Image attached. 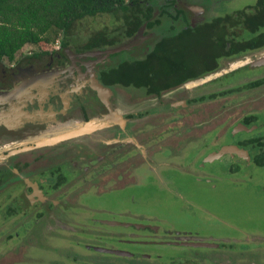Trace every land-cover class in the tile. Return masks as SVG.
Here are the masks:
<instances>
[{
	"label": "flooded vegetation",
	"instance_id": "1",
	"mask_svg": "<svg viewBox=\"0 0 264 264\" xmlns=\"http://www.w3.org/2000/svg\"><path fill=\"white\" fill-rule=\"evenodd\" d=\"M172 8L177 9L174 4ZM196 13L198 12L195 11L194 14ZM156 14L157 11L154 10L152 17ZM184 19L187 20L185 15ZM114 23L116 27L94 32L86 38L70 35L68 30L61 31V37L56 42L53 41V49L46 53L36 51L17 55L11 61H6L10 63L9 67L1 66L0 61V148L4 149L1 154L3 160L0 161V190L3 192L5 187H1L6 185V190H13L15 193L9 199L11 207L8 208L9 204L5 206V214L19 216L30 223L29 227L42 221L46 214H52L53 223L61 229L53 228L61 230L63 238L73 240L75 245H81L87 250L93 249L98 254L110 256L118 255L112 254L113 251L127 254L118 250H124L123 243L118 245L113 241L122 237H113L103 232L99 235L90 234L79 227V214L87 209L80 203L83 196L97 200L101 193L120 190L129 184L134 187L139 183L136 176L138 168L145 167L155 172L156 158L166 164L168 154L173 156L176 153L170 148V145L176 144V140L169 143L167 139L175 137L181 127H186L184 119L191 120L180 117L178 110L185 112L196 103L211 101L217 96L264 87V83L242 90L241 86L217 95L196 98L182 95V91L186 90V83L191 80L165 88L157 95L147 93V88L151 90L149 86L124 87L113 84V69H118L124 62L143 58L156 43L153 33L144 31V24L134 34L125 36L124 28L119 23ZM187 23L190 27L198 25ZM157 30L158 28L152 31ZM108 40L114 42L109 43ZM262 51L264 47L243 54ZM222 59L217 60L214 70L200 78L215 72ZM263 79L264 77L249 83ZM159 83L165 85L166 81H157L156 87ZM179 94L180 99L164 101V98L170 99L169 96ZM123 96L127 99V105L118 110L117 103ZM209 96L212 98H207ZM258 115L262 117L260 120L254 115H245L235 123L244 125L248 122L246 127H254L251 137L227 144H220L214 139L211 149L206 153L214 157L211 161H205L209 156L206 155L202 166L231 160L237 162L231 168H238L240 165L241 168L252 165L262 167L253 160L259 152L260 142L264 140V114ZM67 122L74 124L73 130L68 133H41L45 130L48 132L45 127L47 125L54 127ZM202 124L206 122H201ZM179 125L181 127L178 128ZM154 143H159V148L148 152L147 148ZM226 147L230 149V153L215 156ZM237 150L246 153L247 161L236 153ZM135 159L139 162L138 165ZM5 171L8 174L3 179L1 173ZM78 206L86 209L80 210ZM92 211L96 212L97 209ZM70 214L74 216L69 218ZM114 224L118 226L116 223L99 221V225L107 227ZM119 235H123V240L132 242H136L140 236L148 239L142 240L146 244L173 248L216 249L223 244L216 241V238L212 239L216 241L214 243L205 242L193 239L190 233L159 231L152 225L123 230L116 234ZM84 238L101 245L89 246L84 243ZM70 257L71 262H83L81 257ZM186 263L196 262L188 258L180 264ZM170 264L174 262L171 261Z\"/></svg>",
	"mask_w": 264,
	"mask_h": 264
},
{
	"label": "rangeland",
	"instance_id": "2",
	"mask_svg": "<svg viewBox=\"0 0 264 264\" xmlns=\"http://www.w3.org/2000/svg\"><path fill=\"white\" fill-rule=\"evenodd\" d=\"M172 1L193 26L233 10L252 6L256 0ZM114 27V17L103 14L73 22L68 33L86 38L94 32ZM60 37L61 31L57 30L53 41L56 42ZM54 42L26 44L15 56L48 51L53 49ZM263 58L264 51L222 59L215 72L186 83V93L182 91V95L196 98L217 95L263 78ZM2 65L9 67L10 63L3 60ZM169 97L164 98V101L180 99L181 95ZM119 100L117 109L122 110L127 105V99L123 96ZM177 114L191 120L184 119L186 127L179 125L181 129L177 130L176 136L167 139L169 143L176 140L174 146L170 145L176 153L173 156L168 154L166 164L156 158L158 165L155 162V172L145 167L136 170L138 185L132 187L129 184L120 190L101 193L97 200L83 196V202L80 203L87 209L78 206L80 210L86 209L78 213L81 216L77 219L79 227L90 234L99 235L103 232L113 237H122L113 241L118 245L123 243L124 250H118L127 252V255H102L93 249L87 250L81 245H75L73 240L62 237L61 230H54L53 227H61L53 223L52 214L49 216V213L31 227L29 222L19 216L6 215L5 206L9 204L8 208L11 207L9 199L15 193L6 190L4 185L1 189L5 187V191L0 190V264H170L171 261L180 264L188 258L196 262L193 264H264V166L252 167L251 164L249 168H241V165L231 168L237 162L227 159L225 163H206L202 166L205 156L210 154L206 153L211 149L214 139L220 144H227L252 136L253 132H233V129L238 125L235 123L245 115H254L257 120L262 118L258 114H264V87L217 96L211 101L196 103L185 112L178 110ZM201 122L206 124L201 125ZM45 127L48 132H41L44 135L65 134L73 130L74 124L67 122ZM150 146H147V150L151 153L160 144ZM3 150L0 148V161L3 160ZM135 161L138 165L137 159ZM71 216L74 215L70 214L69 218ZM100 220L118 226L99 225ZM149 225L159 231L190 233L193 239L223 244L216 249L173 248L146 244L142 240L148 239L140 236L136 242L123 240V235L116 236L123 230ZM213 238L218 240L214 241ZM83 240L89 246L101 245L94 240ZM70 256L72 259L81 257L83 262H71Z\"/></svg>",
	"mask_w": 264,
	"mask_h": 264
},
{
	"label": "trees",
	"instance_id": "3",
	"mask_svg": "<svg viewBox=\"0 0 264 264\" xmlns=\"http://www.w3.org/2000/svg\"><path fill=\"white\" fill-rule=\"evenodd\" d=\"M173 4L172 0H0V61H11L26 44L52 43L57 30L66 32L77 20L109 14L124 28L125 36L144 24V31L152 32L156 42L143 58L113 69L112 83L149 86L147 93L157 95L214 70L219 59L264 47V31L260 32L264 28V0L194 27L188 25L181 10L172 8ZM154 10L157 14L152 17ZM157 81L166 83L156 87ZM262 83L264 79L240 89ZM260 143L253 160L264 166V140ZM6 174L8 171L1 177L5 179Z\"/></svg>",
	"mask_w": 264,
	"mask_h": 264
},
{
	"label": "water",
	"instance_id": "4",
	"mask_svg": "<svg viewBox=\"0 0 264 264\" xmlns=\"http://www.w3.org/2000/svg\"><path fill=\"white\" fill-rule=\"evenodd\" d=\"M254 130V127H246V126H244V125H242V124H238V125H236L235 126V128L233 129V132H240V131H243V132H247V133H250V132H252ZM226 152H231L230 151V149L229 148H223L222 149V153L220 152V153H217L215 156H218V155H220V154H225ZM238 155H240V156H243V157H245V159H246V161H247V157H246V153L245 152H243V151H239V150H237V152H236ZM214 157V155H209L206 159H205V161H211L212 160V158ZM112 253V252H111ZM113 254H118V255H123V253H119V252H113ZM127 255V254H126Z\"/></svg>",
	"mask_w": 264,
	"mask_h": 264
}]
</instances>
